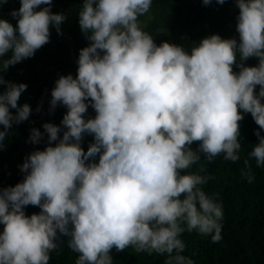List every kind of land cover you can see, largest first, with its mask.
I'll return each mask as SVG.
<instances>
[{"label":"trees","instance_id":"1","mask_svg":"<svg viewBox=\"0 0 264 264\" xmlns=\"http://www.w3.org/2000/svg\"><path fill=\"white\" fill-rule=\"evenodd\" d=\"M0 264H264V0H0Z\"/></svg>","mask_w":264,"mask_h":264},{"label":"rangeland","instance_id":"2","mask_svg":"<svg viewBox=\"0 0 264 264\" xmlns=\"http://www.w3.org/2000/svg\"><path fill=\"white\" fill-rule=\"evenodd\" d=\"M145 19L147 20V15L145 16ZM144 21V18L142 19ZM174 55H182L183 50L178 47V44L176 45V48L173 50Z\"/></svg>","mask_w":264,"mask_h":264}]
</instances>
